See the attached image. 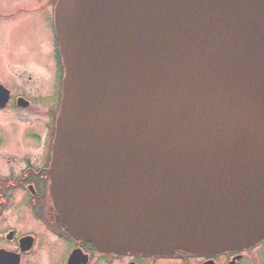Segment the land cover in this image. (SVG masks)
Instances as JSON below:
<instances>
[{
  "label": "water",
  "instance_id": "95a60500",
  "mask_svg": "<svg viewBox=\"0 0 264 264\" xmlns=\"http://www.w3.org/2000/svg\"><path fill=\"white\" fill-rule=\"evenodd\" d=\"M53 26L55 224L113 254L264 239V0H55Z\"/></svg>",
  "mask_w": 264,
  "mask_h": 264
},
{
  "label": "flooded vegetation",
  "instance_id": "af4514ba",
  "mask_svg": "<svg viewBox=\"0 0 264 264\" xmlns=\"http://www.w3.org/2000/svg\"><path fill=\"white\" fill-rule=\"evenodd\" d=\"M3 18L0 13V21ZM55 48L57 52L56 45ZM56 64L60 71L58 57ZM5 87L10 93L0 113L13 112L15 121L9 119L6 123L20 127L29 138L19 151L10 147L0 150V264H161L162 260L179 264L212 260L218 264L219 257L226 256L230 257L226 264L242 261L249 249L215 255L195 256L178 251L172 256H144L103 252L88 241L72 238L55 224L48 197L47 169L59 100L49 110L42 98ZM20 98L26 102H19ZM44 112L46 117L42 118Z\"/></svg>",
  "mask_w": 264,
  "mask_h": 264
},
{
  "label": "rangeland",
  "instance_id": "374dc122",
  "mask_svg": "<svg viewBox=\"0 0 264 264\" xmlns=\"http://www.w3.org/2000/svg\"><path fill=\"white\" fill-rule=\"evenodd\" d=\"M53 3L54 0H0V13L4 17L0 21V82L13 91L42 98L49 110L59 100L61 76L52 28ZM9 13L14 14L12 18H5ZM10 112L0 113L1 151L10 148L19 151L29 138L20 127L6 123L9 119L15 121ZM45 117L44 112L42 118ZM229 260L228 256L219 257L218 264ZM162 261L161 264H179ZM238 264H264V241L247 250Z\"/></svg>",
  "mask_w": 264,
  "mask_h": 264
}]
</instances>
